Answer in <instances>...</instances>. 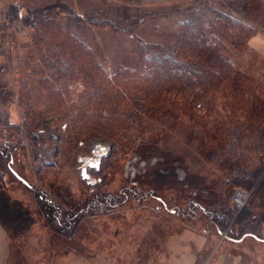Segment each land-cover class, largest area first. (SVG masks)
Here are the masks:
<instances>
[{
    "label": "rangeland",
    "instance_id": "1",
    "mask_svg": "<svg viewBox=\"0 0 264 264\" xmlns=\"http://www.w3.org/2000/svg\"><path fill=\"white\" fill-rule=\"evenodd\" d=\"M51 4L53 9L48 15H37L35 25L23 21L28 9ZM60 4L89 19L113 21L120 27L81 24L79 28L114 70L136 59L132 52L135 40L159 42L170 49L176 39L175 25L188 0H0L1 107L19 123L29 104L36 112L31 115L48 119L31 129L18 126L20 143L12 155V168L22 181L8 170L0 179V222L8 246L5 264H65L73 258L87 264H154L159 253L167 251L166 239L178 233L184 240L193 233L198 240L205 237L194 264H213L218 258L236 259L237 264H264V242L229 235L233 218L222 228L216 226L220 222L212 208L221 198V182L228 179L227 172L236 163L210 161L200 151L206 145L202 130L208 128L202 115L233 114L236 119L248 120L240 108H230L233 102L227 84L231 75V79L222 80L221 90L210 93L215 111L209 106L192 107L178 96L165 94L158 111L140 114L142 142L131 150L103 129L87 128L66 156L57 154L60 134L66 137L54 121L59 108L64 111L78 103L88 89L85 82L73 77L57 83L43 62L49 41L65 36L48 25L43 29V17L57 18L63 27L71 24ZM11 7H16V13ZM232 53L235 71L256 83L264 79L262 28ZM50 94L60 95L58 101H64L55 103ZM241 135L243 162L250 168L261 152L255 148L250 130L244 128ZM96 162V168L90 166ZM82 168L86 178L81 177ZM26 182L37 185L58 204L66 196L75 203L98 190L116 194L120 189H132L136 198L129 192L110 213L88 215L77 227L58 234L42 218ZM231 187L229 205L233 208L230 198L235 189L251 191L247 185ZM253 198L254 211L264 213V192L258 190ZM72 202L63 205L70 207Z\"/></svg>",
    "mask_w": 264,
    "mask_h": 264
},
{
    "label": "trees",
    "instance_id": "2",
    "mask_svg": "<svg viewBox=\"0 0 264 264\" xmlns=\"http://www.w3.org/2000/svg\"><path fill=\"white\" fill-rule=\"evenodd\" d=\"M60 6L68 14L67 20L71 24L63 27L57 18L43 17V29L48 25L58 34L65 35L60 41H49L50 48L44 50L43 62L57 83L73 77L85 82L88 89L78 103L64 111L59 108L60 113L54 121L66 137L60 134L57 154L66 156L77 146L78 137L87 128L103 129L108 137L131 150L142 142L140 114L158 111L165 94L178 96L192 107L209 106L214 110L210 93L221 90L222 80L231 79V75L227 84L231 87L227 93L233 102L230 108H240L241 115H247L248 120L236 119L233 114L225 117L216 113L215 118L202 115L208 128L202 130L206 134V145L200 151L210 161L236 163L227 172L228 179L221 182V198L212 208L220 222L215 225L222 228L233 218L227 229L229 235L251 236L264 242V213L254 211L252 206L257 191L264 192V79L257 83L250 81L242 72L235 71L231 59L232 52L243 47L258 27L264 30V0H188V5L181 9L182 19L175 25L176 39L170 49L159 42L135 40L132 52L136 59L128 66L114 70L108 68L107 59L98 54L97 46L90 44L88 36L79 28L81 24L83 27L110 24L118 30L120 27L113 21L89 19L65 5ZM11 9L16 13V7ZM52 9V4L30 8L23 21L35 25L33 21L37 15H48ZM50 95L55 103L64 101H58L60 95ZM33 110L29 104L19 123L11 120L9 111L0 104V179L8 170L22 181V176L12 168V155L20 143L18 126L31 129L48 122L45 117L31 115L32 112L36 114ZM244 128L252 132L255 148L261 152L257 163L250 168L243 162L241 152ZM235 185H247L251 191L247 204L240 210L229 205L230 186ZM26 186L32 191L47 226L58 234L77 227L88 215L110 213L129 192H133L132 189H120L113 194L98 190L78 198L75 203L66 196L67 199L58 204L37 185L27 183ZM133 196L136 193L133 192ZM71 202L70 207L63 205Z\"/></svg>",
    "mask_w": 264,
    "mask_h": 264
},
{
    "label": "crops",
    "instance_id": "3",
    "mask_svg": "<svg viewBox=\"0 0 264 264\" xmlns=\"http://www.w3.org/2000/svg\"><path fill=\"white\" fill-rule=\"evenodd\" d=\"M178 234H172L166 239L165 247L167 251L159 253L154 264H194L197 258V249H200L205 243V237L198 240L193 233L188 234L187 240H184ZM193 241V244L190 242ZM6 231L0 222V264H5L7 255ZM65 264H87L80 258L66 260ZM104 264H115L110 261ZM213 264H237L236 259L218 258Z\"/></svg>",
    "mask_w": 264,
    "mask_h": 264
},
{
    "label": "built area",
    "instance_id": "4",
    "mask_svg": "<svg viewBox=\"0 0 264 264\" xmlns=\"http://www.w3.org/2000/svg\"><path fill=\"white\" fill-rule=\"evenodd\" d=\"M250 192L241 188L235 189L232 195V203L237 210H240L247 202Z\"/></svg>",
    "mask_w": 264,
    "mask_h": 264
},
{
    "label": "water",
    "instance_id": "5",
    "mask_svg": "<svg viewBox=\"0 0 264 264\" xmlns=\"http://www.w3.org/2000/svg\"><path fill=\"white\" fill-rule=\"evenodd\" d=\"M90 166L96 168V167L98 166V162H96L95 164H91ZM81 177H82V178H86V177H87L84 168H82V170H81Z\"/></svg>",
    "mask_w": 264,
    "mask_h": 264
}]
</instances>
